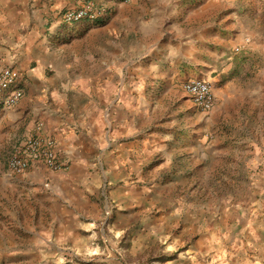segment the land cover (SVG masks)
Segmentation results:
<instances>
[{"label":"rangeland","instance_id":"obj_1","mask_svg":"<svg viewBox=\"0 0 264 264\" xmlns=\"http://www.w3.org/2000/svg\"><path fill=\"white\" fill-rule=\"evenodd\" d=\"M153 5L167 8L166 21L162 14L160 22H149L152 15L140 10ZM126 14L133 21L127 26L137 31L136 36L119 42L113 18L107 30L90 38L108 41L103 45L106 50L115 48V73L119 76L115 87L120 88L123 81L133 82L132 73L144 82L145 93L134 95L139 99L137 106L146 103L147 108L138 111L135 127L142 133L140 137L146 134L145 147L152 153L150 169L157 171V180L166 186L169 197L183 203L180 207H214L219 214L245 195L255 171L257 145L263 144L264 0H136ZM116 26L121 29L123 23ZM78 48L79 54H86L84 45L80 43ZM131 57L135 63L122 73L123 63ZM79 64L71 71L72 79L85 76V60ZM192 79L212 84L216 105L211 112L198 110L185 93L183 86ZM225 91L230 94L228 101ZM117 97L115 88V101ZM73 99L80 111L87 106L79 95ZM11 133L0 147V264L231 263L224 246L229 236L224 222L217 219L222 230L217 233L216 245L221 249L191 258V252L186 253L190 243H176L164 236L166 224L155 222L154 217L160 219L165 210L156 208L148 225L150 237L141 233L142 222L134 223L121 236L96 228L98 235L88 249L48 254L39 242L48 232L53 202L45 187L6 174L16 130ZM173 189L174 194L170 192ZM200 227L205 233L208 223L201 221ZM253 231L257 247L245 255L246 264H264V232Z\"/></svg>","mask_w":264,"mask_h":264},{"label":"crops","instance_id":"obj_2","mask_svg":"<svg viewBox=\"0 0 264 264\" xmlns=\"http://www.w3.org/2000/svg\"><path fill=\"white\" fill-rule=\"evenodd\" d=\"M94 1L111 9L107 21L69 25L62 21V15L72 0H0V71L14 70L18 79L13 88L24 93L14 107L0 104V147L12 135L11 130H16V143L43 122V133L57 141L69 161L65 171L55 173L37 166L16 176L30 179L35 187H45L53 202L54 213L39 247L48 254L68 248L86 250L98 235L96 228L121 236L136 222L143 223L141 233L150 237L152 228L148 225L156 208L165 210L160 219L154 217L155 222L166 224L164 236L176 243H190L186 253L191 252V258L219 250L217 233L222 229L217 219L224 222L230 264H246L245 255L257 247L253 229L264 232V137L256 148L250 185L238 203L219 214L214 207H180L183 203L169 197L166 186L157 180V171L150 169L152 153L145 147L146 134L140 137L142 133L135 127L138 111L147 108L146 103L138 107L139 99L134 95L146 91L141 76L132 73L133 82L123 81L120 88L115 87L119 79L115 48L106 50L103 45L108 41L90 38L107 30L113 18L119 42L136 36L137 31L127 26L133 21L126 14L136 0ZM140 10L152 15L149 22H160L162 14L166 21L167 8L153 5ZM118 22L123 28L116 26ZM80 43L86 54H79ZM81 59L87 64L82 67L85 76L72 79L71 71L79 67ZM135 60L131 57L124 62L122 73ZM6 95L0 93V102ZM77 95L87 103L81 111L73 101ZM223 95L228 101L230 94L225 91ZM170 192L174 194V189ZM189 220L190 225L186 224ZM201 221L208 223L205 233L201 232Z\"/></svg>","mask_w":264,"mask_h":264},{"label":"built area","instance_id":"obj_3","mask_svg":"<svg viewBox=\"0 0 264 264\" xmlns=\"http://www.w3.org/2000/svg\"><path fill=\"white\" fill-rule=\"evenodd\" d=\"M111 17V9L97 4L94 0H72L62 15V21L73 25L82 21L100 23ZM18 74L11 68L0 71V93L7 92L0 102L3 108L14 107L24 96L20 89H14ZM183 89L192 99L198 110L211 112L216 105V97L210 82L202 79L187 81ZM44 123L36 125L33 134L18 140L6 161V173L9 176H23L32 168L44 166L51 172L68 170L69 161L59 149L57 141L43 133Z\"/></svg>","mask_w":264,"mask_h":264}]
</instances>
